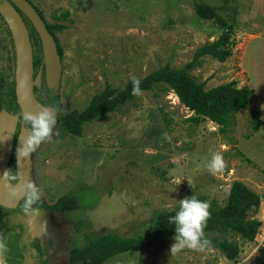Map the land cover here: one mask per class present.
<instances>
[{
    "label": "rangeland",
    "instance_id": "1",
    "mask_svg": "<svg viewBox=\"0 0 264 264\" xmlns=\"http://www.w3.org/2000/svg\"><path fill=\"white\" fill-rule=\"evenodd\" d=\"M28 1L46 23L64 25L55 33L62 50L57 88L63 110L83 109L106 83L122 86L134 75L144 76L161 65L177 68L190 61L196 48L222 31L196 16L195 1L217 7L233 44L231 55L222 62L201 56L190 75L209 89L231 80L244 85L247 74V86L261 88L264 32L258 34L264 25L255 27L264 17V0ZM6 44L0 27V47L6 50L10 71ZM252 97L225 132L218 125L190 121L192 112L167 88L136 94L118 110L83 125L81 136L56 125L51 140L41 142L33 154L29 182L47 204L73 196L78 206L61 213L15 211L13 221L23 226L24 241L38 239L50 264H69V250L83 246L86 238L106 232L122 237L148 232L156 213L176 208L185 197H202L210 206H222L231 182L246 168L255 176L247 184L264 205V123L251 131L252 106L263 108L264 100ZM261 114L264 118V109ZM202 126L213 134L210 138H201ZM200 147L209 153L200 156L204 161L195 169ZM216 152L222 155L224 168L210 172L207 163ZM231 161L238 175H227ZM207 235L235 240L240 249L236 259L227 260L210 243L199 251L185 246L174 253L170 251L174 236H164L144 250L118 253L103 264H264V254L259 256L264 250V239L260 241L264 221L251 242L229 233Z\"/></svg>",
    "mask_w": 264,
    "mask_h": 264
},
{
    "label": "trees",
    "instance_id": "2",
    "mask_svg": "<svg viewBox=\"0 0 264 264\" xmlns=\"http://www.w3.org/2000/svg\"><path fill=\"white\" fill-rule=\"evenodd\" d=\"M6 0H0L5 2ZM36 8V7H35ZM196 16L202 20H210L213 24L222 28L219 36L208 43L195 49L190 61L180 67H171L164 64L150 71L144 76L134 75L139 80L140 92H146L154 88L171 90L179 102L192 112L189 120L198 123L208 119L219 126L221 132H225L231 125L234 114L247 107L249 99L253 96L252 90L247 85L237 86L236 81L231 80L218 84L209 89L204 88V82L196 81L190 70L199 62L200 57L209 55L222 62L231 55L233 41L230 36V28L226 20L217 13V7L204 2H193ZM42 17V13L38 10ZM68 13L64 11L62 16ZM58 18L59 15H54ZM43 18V17H42ZM30 27V26H29ZM45 29L54 39L57 53L62 56L55 33L64 29L60 23H46ZM33 67L36 68L41 58L39 39L33 28ZM131 77L122 86H113L106 83L98 92L94 93L87 105L81 110H63L59 100L58 88H46L44 99L41 103L59 109L57 112L56 125H60L64 131L73 136H81L83 125L104 117L122 105L133 100L137 93H133ZM8 109L19 112L13 94V83L8 87ZM251 131H256L262 123L256 112L251 116ZM38 147V146H37ZM36 147V148H37ZM36 148L32 151L35 152ZM26 196L22 200V204ZM203 201L202 197L197 198ZM260 204V195L240 180H233L229 186L225 203L222 206L213 207L209 205L207 211L209 216L203 227V237L213 247L218 249L227 260H235L239 253V244L226 237L208 236L212 232L219 234H231L241 242L254 241L262 226V221L256 216ZM78 206L76 198L61 196L51 204H46L41 199L33 207H43L55 211H70ZM179 206L169 210L158 212L151 220V229L131 237H122L111 232H106L95 238H86L81 247L71 248L68 252V261L77 264H103L108 258L125 251H137L146 249L149 244L164 236H174V225L169 223V217L174 216ZM264 250L260 251V257Z\"/></svg>",
    "mask_w": 264,
    "mask_h": 264
},
{
    "label": "water",
    "instance_id": "3",
    "mask_svg": "<svg viewBox=\"0 0 264 264\" xmlns=\"http://www.w3.org/2000/svg\"><path fill=\"white\" fill-rule=\"evenodd\" d=\"M19 12L27 19L36 32L41 48V67L48 88H56L61 78V58L57 53L54 39L45 29V21L28 0H8L0 3V15L10 31L14 53V94L21 117L23 113L36 112L42 105L35 97L33 88L41 83V67L33 74L32 47L28 30ZM18 115L0 111V204L15 207L27 192L24 182L30 180L31 153L17 157V148L23 143L27 130L21 127L15 142L14 167L17 180L7 178V164L11 157L13 137Z\"/></svg>",
    "mask_w": 264,
    "mask_h": 264
},
{
    "label": "flooded vegetation",
    "instance_id": "4",
    "mask_svg": "<svg viewBox=\"0 0 264 264\" xmlns=\"http://www.w3.org/2000/svg\"><path fill=\"white\" fill-rule=\"evenodd\" d=\"M6 2H8V0H6L5 2H1V3H6ZM19 14L22 17L26 25V28L28 30V35H29L31 47H32V60H33V51L35 48V46H33V40L35 36H34V33H30V27L32 26L20 12ZM0 27L3 32V37H5L6 39L7 44L5 47L7 46L9 47L8 54L12 62V69L8 71V66L5 65L6 63L5 59H7L6 50H4L3 46L1 45L0 47V111H6L7 113L18 115V120H17V124L15 127L14 137H13L11 157L7 164V178L10 180V182L13 183L17 180L16 171L14 167L15 142L19 134L20 128L24 127L27 129V126L21 122L20 110L19 112H13L12 110L8 109V99H9L8 87L11 85V83H13V94H14L15 53H14V47H13V42H12L10 31L8 29L6 22L4 21L1 15H0ZM41 65L42 64H41V58H40V62L38 63L37 67L36 68L33 67L34 75L40 69ZM46 88L48 87L46 86L45 81H44V70H43V67H41V83L39 87L34 86L33 88L35 97L40 103H41V100L44 99L43 96L46 93ZM44 106H48V105H44ZM48 107H51V106H48ZM33 154L34 152H31V161H32ZM30 177H31V170H30ZM26 195H27V192L24 195V197ZM23 198L17 203L15 207L10 208V207L0 204V246H2V248H0V251L3 252V255L0 256V264H50L49 259L47 258L45 254L46 251L43 249L41 244L38 242L39 240L32 239L29 241V243L25 242L23 226L19 222L13 221L14 219L13 213L15 211H24L23 204L21 203ZM41 199H42V196H41ZM36 209L55 211L52 209H45L43 207H36ZM55 212L61 213L65 211H55ZM67 260H68V256H67ZM68 263L77 264V263H70L69 261Z\"/></svg>",
    "mask_w": 264,
    "mask_h": 264
},
{
    "label": "clouds",
    "instance_id": "5",
    "mask_svg": "<svg viewBox=\"0 0 264 264\" xmlns=\"http://www.w3.org/2000/svg\"><path fill=\"white\" fill-rule=\"evenodd\" d=\"M133 93H139V80L132 78ZM57 108H42L36 112L23 113L21 122L27 126V135L17 148V157L26 158L41 142L51 140V134L56 124ZM210 172H218L224 168V160L219 152L213 153L207 163ZM28 190L23 204L24 212L29 210L34 214L37 209L33 205L39 201V191L31 184L24 182ZM209 204L198 200L195 196L185 197L180 200V205L174 216L169 217V223L174 225V243L170 246L171 252H179L185 246L194 250H202L208 243L203 237V227L209 216ZM2 248V246H0ZM3 252L0 251V256Z\"/></svg>",
    "mask_w": 264,
    "mask_h": 264
},
{
    "label": "crops",
    "instance_id": "6",
    "mask_svg": "<svg viewBox=\"0 0 264 264\" xmlns=\"http://www.w3.org/2000/svg\"><path fill=\"white\" fill-rule=\"evenodd\" d=\"M263 7H264V3H263ZM263 19H264V17H262ZM262 19V22L259 24V25H257L258 27H255V28H260L261 26H263L264 25V20ZM263 29V28H262ZM264 32V29L262 30V32L261 33H259L258 35H263L262 33ZM249 37L250 38H254L255 37V34H249ZM240 72L241 73H244L245 74V71L241 68V66H240ZM246 75V79H245V84L244 85H247V80L249 81V77L247 76V74H245ZM250 88V87H249ZM251 90H252V93H253V97H252V99H256V97L257 96H259V99H260V101H262V100H264V77L262 78V82H261V88L260 89H257V88H250ZM252 108H254V112H256L257 113V115H258V118L260 119V121L262 122L261 124H263L264 123V118H263V116H262V114H261V111H262V109H264V107L262 108L261 106H259V105H256V104H254L253 106H252ZM241 111V110H240ZM239 112V111H238ZM235 115V114H234ZM261 117V118H260ZM205 120H207L206 122H205ZM198 123H200V124H202L203 126H213V125H217L216 123H214V122H212V121H210V120H208V119H204V120H202V121H200V122H198ZM204 123V124H203ZM260 124V125H261ZM259 125V126H260ZM200 127V129L202 128H204V127ZM201 129V130H202ZM202 133H204V135L203 136H201V138L202 139H204V138H210L213 134L212 133H205V131H203L202 130ZM198 142H199V140H198ZM201 144H203V141L201 142V140H200V144H199V146L201 145ZM205 152H207V151H205V149H204V151H203V149H201V147L199 148V149H197V152H196V154H197V161H198V165H196V167H195V169L196 168H198V166L199 165H201L200 164V162H202V161H204V160H202V159H200V156L202 155V154H204ZM207 153H209V152H207ZM202 160V161H201ZM230 164H231V168H229L230 169V173H228L227 175H230V174H236V175H238V168H237V166H236V163H235V161H231L230 162ZM250 170L249 168H246V169H243L240 173H239V175H241V177L239 178V177H235L233 180H240V181H242L244 184H246L247 186H249L248 184H247V182H250V180L252 181L253 179H254V175L253 174H251V172H249L248 170ZM246 179L247 181L245 182L243 179ZM249 180V181H248ZM250 188H251V186H249ZM229 188V187H228ZM253 189V188H252ZM261 199V198H260ZM256 216L262 221V223H263V221H264V205H263V202H262V200L260 201V205H259V208H258V210H257V214H256Z\"/></svg>",
    "mask_w": 264,
    "mask_h": 264
},
{
    "label": "built area",
    "instance_id": "7",
    "mask_svg": "<svg viewBox=\"0 0 264 264\" xmlns=\"http://www.w3.org/2000/svg\"><path fill=\"white\" fill-rule=\"evenodd\" d=\"M263 239H264V236L263 237H260V241H263ZM260 243V242H259Z\"/></svg>",
    "mask_w": 264,
    "mask_h": 264
}]
</instances>
